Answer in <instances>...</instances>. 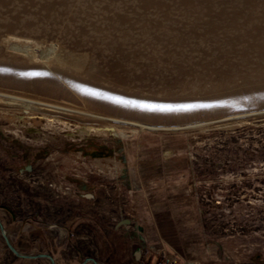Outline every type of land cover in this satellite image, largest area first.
<instances>
[{
  "label": "rangeland",
  "instance_id": "374dc122",
  "mask_svg": "<svg viewBox=\"0 0 264 264\" xmlns=\"http://www.w3.org/2000/svg\"><path fill=\"white\" fill-rule=\"evenodd\" d=\"M190 1L194 13L211 16L205 8L213 6ZM131 7L144 15L154 12ZM18 38L31 45L27 51L0 42L5 231L13 220L34 215L64 223L82 183L95 190L120 175L139 176L144 193L154 191L163 205L192 208L198 226L191 235L208 244L210 264H264V88L238 92L235 87L231 96L142 107L161 105L136 103L125 93L135 90L132 85L97 77L106 71L93 66L95 49L73 48L55 38ZM53 44L50 61L37 57ZM54 64L75 69L57 74L50 70ZM123 159L134 167L124 170ZM83 255L104 262L90 250ZM0 264L32 263L13 255L0 234Z\"/></svg>",
  "mask_w": 264,
  "mask_h": 264
},
{
  "label": "bare ground",
  "instance_id": "6f19581e",
  "mask_svg": "<svg viewBox=\"0 0 264 264\" xmlns=\"http://www.w3.org/2000/svg\"><path fill=\"white\" fill-rule=\"evenodd\" d=\"M203 1L214 7L205 8L210 17L194 13L190 0H0V42L27 51L31 45L18 37L55 38L95 49L93 66L106 71L97 77L132 85L125 93L140 104L264 88V0ZM131 3L154 12L144 15ZM54 48H42L37 57L50 61ZM57 67L50 70L75 69Z\"/></svg>",
  "mask_w": 264,
  "mask_h": 264
},
{
  "label": "crops",
  "instance_id": "0c3cea01",
  "mask_svg": "<svg viewBox=\"0 0 264 264\" xmlns=\"http://www.w3.org/2000/svg\"><path fill=\"white\" fill-rule=\"evenodd\" d=\"M131 166L126 161L124 170ZM137 177L120 175L114 182L98 184L95 190L85 184L86 189H80L73 201V214L64 223L34 215L26 221L13 220L6 233L20 252L47 253L56 264H68V260L79 264L86 258L83 255L86 250L101 255L108 264H184L186 261L210 264L208 244L191 235L198 226L192 208L163 205V198L158 200L154 191L144 193L145 185ZM124 219L142 226L143 232H137L132 225L118 226ZM87 226L90 232L83 229ZM139 236L143 244L140 257L135 260ZM90 238L92 241L88 240ZM17 243L26 248L20 249ZM19 259L32 264H49L43 258Z\"/></svg>",
  "mask_w": 264,
  "mask_h": 264
},
{
  "label": "water",
  "instance_id": "95a60500",
  "mask_svg": "<svg viewBox=\"0 0 264 264\" xmlns=\"http://www.w3.org/2000/svg\"><path fill=\"white\" fill-rule=\"evenodd\" d=\"M110 130H113V128H108ZM123 162H125V160L123 159ZM31 167L30 166H26V170H30ZM80 189L85 190L86 189V185L85 184H81L79 185ZM120 225H132L134 230H136L139 233L143 232V228L142 226L138 225V224H134L130 219H124L122 222H119L118 226ZM0 234L6 244V246L8 247V249L12 252L13 255H15L18 258H25V259H37V258H43L46 259L49 264H56L55 260L53 259V257L50 254L47 253H22L20 252L10 241L8 235L6 234L4 225L2 224V222L0 221ZM140 239V244L136 246L135 248V260H138L140 256V252H141V246L143 244V238L142 236H139ZM108 264L105 262H98L96 261L94 258L92 257H86L84 258L79 264Z\"/></svg>",
  "mask_w": 264,
  "mask_h": 264
},
{
  "label": "snow or ice",
  "instance_id": "6c2138e0",
  "mask_svg": "<svg viewBox=\"0 0 264 264\" xmlns=\"http://www.w3.org/2000/svg\"><path fill=\"white\" fill-rule=\"evenodd\" d=\"M142 107H171V106H154V105H141ZM180 107H192L191 105H182Z\"/></svg>",
  "mask_w": 264,
  "mask_h": 264
},
{
  "label": "built area",
  "instance_id": "2783aa9c",
  "mask_svg": "<svg viewBox=\"0 0 264 264\" xmlns=\"http://www.w3.org/2000/svg\"><path fill=\"white\" fill-rule=\"evenodd\" d=\"M168 264H174V263L173 262H168ZM184 264H192V262L186 261V262H184Z\"/></svg>",
  "mask_w": 264,
  "mask_h": 264
}]
</instances>
